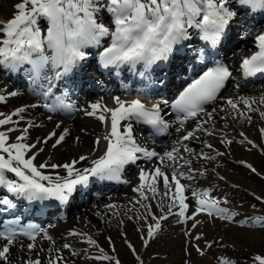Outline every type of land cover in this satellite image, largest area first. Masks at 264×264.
Listing matches in <instances>:
<instances>
[{"label":"snow or ice","instance_id":"obj_1","mask_svg":"<svg viewBox=\"0 0 264 264\" xmlns=\"http://www.w3.org/2000/svg\"><path fill=\"white\" fill-rule=\"evenodd\" d=\"M14 8L12 18L0 21V71L9 76L22 73L28 81L27 91L37 102L24 104L10 112L0 111V210L15 209L20 198L29 202L55 200L67 204L78 188L87 187L93 179L120 181L125 166L146 160L156 161V164L150 169L139 168L140 183L133 189L139 196L134 204L144 209L135 217L144 222L143 228L146 229H138L142 247H149L162 231V222L169 221L170 217L182 226L191 222L190 227L181 228L188 243L203 238L193 234L201 223L197 219L201 214L225 221L235 220L237 213L222 207L220 199L211 195L209 190L193 189L190 195H186L191 186L182 182L206 174V168L193 167L194 160L212 161L228 153L219 151L207 140L200 141L203 148L199 151L186 142L200 140L202 134L218 139L228 148L239 143L249 145L250 149H259L260 146L244 131L231 136L227 123L217 127V117L223 112L225 115L220 117L221 120L227 122L230 118L236 123L243 119L252 124L251 114L256 113L264 120V95L259 98L222 96L228 83L234 79L233 70L213 57L217 55L216 49L226 46L233 38L232 26L240 11L264 13V0H19ZM242 35L243 38L254 35L253 44L257 49L240 61L243 77L264 75V31L253 33L248 30ZM194 36L210 51L206 53L205 47H198L193 59L201 64L209 59L213 66L192 78L174 99L160 96L153 100L147 89L136 90V95L130 99L114 95L111 107L104 104L102 98L86 107H78L71 99L75 89L68 90L71 87L68 81L71 79L75 84L73 73H78L89 59L95 57L100 68L114 75L119 76L126 69L150 81L153 68L160 66L161 62H168L174 54L187 58L185 49L190 48ZM166 78L167 73H164L160 83L164 84ZM60 83L65 84L63 89L58 88ZM235 88L240 89L241 84L237 82ZM124 91L131 94L127 86ZM22 95L20 89L9 91L5 85L0 88V103ZM210 105L213 107L209 108ZM38 108L50 113L46 117L48 121L53 120L51 114L82 111L84 115L99 120L104 132L96 136L93 148L87 154L66 162H55L50 153L62 147L72 131L61 119L51 131L33 139L30 130L44 125L30 119L27 113ZM171 114L174 119H166ZM189 121L194 122V126L186 127ZM137 125L148 126L152 136L170 135L172 127L181 135L173 147L161 153L138 141ZM258 131L264 137V127ZM75 140L80 138L77 136ZM41 153L46 159L37 164L35 161ZM238 163L256 172L251 164ZM45 169L54 170V174H45ZM122 182L129 183L127 180ZM190 199L195 202L191 212ZM153 201L159 214L153 211ZM105 207L115 209L117 206L108 204ZM128 219L132 220L133 216ZM239 222L264 228V217ZM39 235L41 231L33 225L24 228L8 226L0 230V241H3L0 244V264H9L11 248L21 236L30 241L26 247L31 252L37 247L35 242ZM68 236L77 237L97 250V254L90 255L89 259L121 264L88 233L72 230ZM122 236L137 264H144L137 249L128 241L127 234L122 233ZM44 238L53 240L51 236ZM108 239L111 251L115 252L111 237ZM211 246L210 242L206 244V248ZM62 248L68 249L73 257L81 255L71 243H64ZM195 249L200 255L205 254V249L198 243ZM55 251V256L47 258V264H68L62 250ZM254 261L264 264V257L257 255ZM24 264H41V260L39 256L30 257ZM221 264L234 262L221 258Z\"/></svg>","mask_w":264,"mask_h":264},{"label":"rangeland","instance_id":"obj_2","mask_svg":"<svg viewBox=\"0 0 264 264\" xmlns=\"http://www.w3.org/2000/svg\"><path fill=\"white\" fill-rule=\"evenodd\" d=\"M19 0H0V21L4 19L8 20L12 18L15 8L14 5L18 3ZM247 42V41H246ZM245 42V43H246ZM0 88L5 85L8 90L11 91L9 83L4 80L3 76L0 74ZM233 87V86H232ZM250 89L255 92L256 88L260 86H249ZM234 88V87H233ZM232 90H228L225 96H232ZM251 91V92H252ZM249 92L248 87L242 88L239 93ZM240 95V94H238ZM242 95V94H241ZM264 95V92L261 96ZM252 97L255 94L252 93ZM12 103V98H9L6 103H0V111L8 112L12 108L10 107ZM222 104V101H219ZM33 117L39 116L36 112L32 114ZM253 117V116H252ZM241 127L228 129L231 136H237L239 131H244L247 135L253 136L255 140L263 145L264 137L258 131L259 128L264 127V121L258 123L254 121L252 124H248L245 121L242 122ZM39 129H44L43 127ZM45 130V129H44ZM47 132V131H46ZM45 131L42 133L44 135ZM195 140L194 142H196ZM219 143V140L216 139ZM247 144L241 145L239 143H233L230 148L219 143V151H226L228 154L224 157H217L215 160L208 161L206 166L201 164H194V168H206L207 172L203 176H197L195 180L187 181L186 183L191 186V190H209L211 195L220 199L224 202L225 199L227 203L223 204V207L228 208L230 211L241 210H252L250 201L245 198H239L237 192L234 193L231 190L224 189L223 184L227 186L237 187L241 184L243 187L247 188L243 191L253 190L259 194L264 195L263 182L257 177L247 173L245 169L237 167L240 165L238 162L241 160H252L260 172H264L263 158L259 155L257 149L251 148ZM82 154V153H80ZM78 154V155H80ZM215 155V153H212ZM75 156L74 158H76ZM220 177H224L223 180ZM130 185H134L129 182ZM127 184L123 189L114 196H110L107 199L96 202V205L89 211H84L82 217H74L69 222L64 225H59L53 228L52 234L48 235L53 238L52 241L45 239L43 242L47 243V247H38L32 250L31 256L22 255L19 259L17 257H11L9 264H24L28 258L35 259L39 256L41 264H47V258L49 256L56 255V249L62 250V255L68 264H107V262H98L91 260L88 257L90 255L97 254V250L94 247L83 243L81 239L77 237H70L68 233L72 230L79 232H86L96 239L104 247L105 252L115 255L118 254L122 259L124 264H136L137 261L133 258V253L127 247L122 233L127 234V239L135 244V248L138 252L141 250V231L138 229L146 230L143 228L144 222L142 220H137L135 217L144 212V209L140 205H135L134 202L139 199L138 193L133 191V188ZM135 195V196H133ZM155 201L153 205L155 207ZM191 211L195 205V202L190 199ZM115 204L117 207L115 209L106 208L105 205ZM132 208V211H128ZM190 211V212H191ZM155 212L159 214V210L155 207ZM133 216L132 220L128 217ZM174 219L170 217L169 221L164 223L162 231L159 233L158 237L153 240L152 244L148 249L143 251L145 260L149 255H155L156 259L152 261V264H221V258L228 259V254H237V252L229 245H226L218 240L216 234L222 231H231L232 240H237L242 242V244L250 246L256 244V242L264 240V228L254 227L250 224H243L242 228L237 226H230L228 223L237 222V224L242 225L239 221L245 220L241 217L236 216L233 221H225L220 218H211L205 214H201L197 217L200 220V224L196 229L193 230L194 235H202L200 241H193L192 243L187 242V238L184 232L181 231L182 227H190L191 222L188 226H182L174 223ZM122 222V223H121ZM257 228V229H256ZM109 237H111L112 244L114 245L116 251H111V245L109 243ZM52 242V244H51ZM211 243L210 248H206L207 243ZM64 243H71L74 250L80 252L81 255L73 257L68 249H63L62 245ZM199 244L202 249H205V254L200 255L196 249L195 245ZM260 243V242H259ZM27 244H25L26 247ZM27 248V247H26ZM87 252V255H85ZM190 253V254H189ZM231 261V260H230ZM232 262V261H231ZM242 264V263H234Z\"/></svg>","mask_w":264,"mask_h":264},{"label":"bare ground","instance_id":"obj_3","mask_svg":"<svg viewBox=\"0 0 264 264\" xmlns=\"http://www.w3.org/2000/svg\"><path fill=\"white\" fill-rule=\"evenodd\" d=\"M233 62H235V59L233 60ZM264 92V88H262L260 91H255L253 92L255 94V96L257 98H259L261 96V94ZM250 93H243L242 96H248ZM29 103L28 101L24 100L23 97H14L12 99V103L10 105V107L12 108L11 110H9L8 112L14 110L16 107L22 106L24 104ZM224 102L222 101V104ZM88 105V104H87ZM213 107V106H211ZM264 107V106H262ZM225 113L221 112L219 113L218 117H217V127H222L225 125V123H227L228 125V129L230 128H237V127H241L242 122L244 121L243 119H241L240 121L233 123L232 120L229 118L226 121L221 120L220 117L224 116ZM253 116L254 121H257L258 123L264 121L261 120L258 116V114L256 113H252L251 114ZM29 118L30 116L27 115ZM47 115H43L40 119L36 120L37 122H42L44 124V129H31V136L32 138H36L38 136H41V134L44 131H51L54 127V124L57 122L56 120H52V121H48L46 119ZM64 126L66 127H70L71 131H72V135L68 138H66L65 143L62 145V147H60L57 150H52V152L50 153L53 156V160L55 162H61L64 161L66 162L68 159L70 158H74L75 156H78V154L82 153V154H87L89 151H91V149L93 148V142L95 140L96 136L102 135L104 132V129L101 125V122L99 120H97L95 117H89V116H84L83 113H81L73 122L70 123H64ZM190 126H194V122L190 125ZM59 131V130H57ZM180 133H177L176 131H174L173 135H172V139L170 142H168V146L165 147L164 151L169 150L171 147L174 146V141L180 136ZM79 137L80 140L76 141L75 137ZM201 140H207L208 142H211L214 144V146L218 149L219 148V143L216 142V139L211 138V137H205L201 134L200 136V140H197L195 143L193 141H188L186 143L189 144L190 147H193L195 149H197L198 151L200 149L203 148V145L201 144ZM51 143V142H50ZM204 151L208 152V149H203ZM48 151V148L46 147V152ZM44 159H46V156L44 153H41L38 157L37 160L35 161L37 164L39 162H42ZM208 161L205 160H194L193 163L194 164H201L204 165L205 163H207ZM138 183H140L139 179H137ZM74 217H78L81 218L82 214L79 212V215H74ZM21 244H16L13 247V251L11 250L10 252V257H17V258H21L22 255H26V256H31L33 253L29 252L28 249H25L24 247L21 248L20 247ZM40 247H44L45 245H40Z\"/></svg>","mask_w":264,"mask_h":264},{"label":"trees","instance_id":"obj_4","mask_svg":"<svg viewBox=\"0 0 264 264\" xmlns=\"http://www.w3.org/2000/svg\"><path fill=\"white\" fill-rule=\"evenodd\" d=\"M244 195H246L250 199L253 198L248 193H244ZM254 202L257 205H261L260 202H258L257 200H255ZM222 238H224L227 241L232 240V238L230 236H226L225 234H222ZM259 242H256V244L246 247L244 249L245 251L244 252L241 251L240 255H238L236 257V259L243 261L244 264H257V262L254 261V257L257 256V255L264 257V240L263 241H259Z\"/></svg>","mask_w":264,"mask_h":264}]
</instances>
